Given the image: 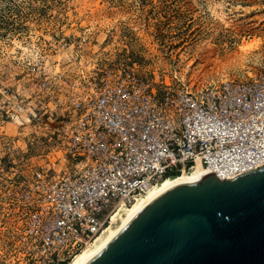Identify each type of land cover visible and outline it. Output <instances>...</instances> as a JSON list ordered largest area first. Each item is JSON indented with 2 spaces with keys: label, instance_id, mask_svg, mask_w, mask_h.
Wrapping results in <instances>:
<instances>
[{
  "label": "rangeland",
  "instance_id": "374dc122",
  "mask_svg": "<svg viewBox=\"0 0 264 264\" xmlns=\"http://www.w3.org/2000/svg\"><path fill=\"white\" fill-rule=\"evenodd\" d=\"M105 68L156 90L255 80L264 0H0V264H30L18 244L20 195L38 171L65 162L55 133L66 84Z\"/></svg>",
  "mask_w": 264,
  "mask_h": 264
},
{
  "label": "built area",
  "instance_id": "2783aa9c",
  "mask_svg": "<svg viewBox=\"0 0 264 264\" xmlns=\"http://www.w3.org/2000/svg\"><path fill=\"white\" fill-rule=\"evenodd\" d=\"M66 85L55 133L65 162L38 171L20 195L18 244L30 264H65L115 213L198 162L219 180L264 167V76L156 90L105 68Z\"/></svg>",
  "mask_w": 264,
  "mask_h": 264
},
{
  "label": "water",
  "instance_id": "95a60500",
  "mask_svg": "<svg viewBox=\"0 0 264 264\" xmlns=\"http://www.w3.org/2000/svg\"><path fill=\"white\" fill-rule=\"evenodd\" d=\"M86 264H264V167L166 187Z\"/></svg>",
  "mask_w": 264,
  "mask_h": 264
},
{
  "label": "bare ground",
  "instance_id": "6f19581e",
  "mask_svg": "<svg viewBox=\"0 0 264 264\" xmlns=\"http://www.w3.org/2000/svg\"><path fill=\"white\" fill-rule=\"evenodd\" d=\"M225 24L230 25L228 22H225ZM241 28L238 27V30H241ZM210 173L214 172L210 168L206 169L205 167H202L198 162L188 173L182 172L174 178L162 179L156 186L149 189V191H147L145 194H142L137 197L136 200H134L129 206H127L123 210V213H120V211L115 213L111 218V223L89 244L83 247L79 252L75 254V256L71 260H69L65 264H86L119 232L123 224L139 207H141L144 203H146L149 199H151L153 196H155L157 193H159L166 187L179 182L200 180L201 177ZM214 176L217 175L214 173Z\"/></svg>",
  "mask_w": 264,
  "mask_h": 264
},
{
  "label": "trees",
  "instance_id": "16d2710c",
  "mask_svg": "<svg viewBox=\"0 0 264 264\" xmlns=\"http://www.w3.org/2000/svg\"><path fill=\"white\" fill-rule=\"evenodd\" d=\"M174 177H176V176H174ZM174 177H172V178H174Z\"/></svg>",
  "mask_w": 264,
  "mask_h": 264
}]
</instances>
